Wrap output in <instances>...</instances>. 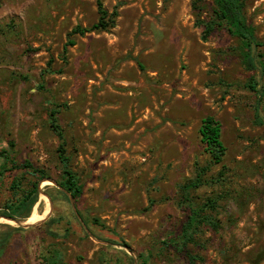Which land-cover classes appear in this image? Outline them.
I'll list each match as a JSON object with an SVG mask.
<instances>
[{
	"label": "rangeland",
	"instance_id": "obj_1",
	"mask_svg": "<svg viewBox=\"0 0 264 264\" xmlns=\"http://www.w3.org/2000/svg\"><path fill=\"white\" fill-rule=\"evenodd\" d=\"M102 2L117 12L115 27L76 36L65 54L74 28L99 21L97 0H0V211L19 192L13 182L35 181L12 162L48 175L25 222L33 226L0 222V264H143L142 255L191 264L170 242L187 220L180 187L210 160L199 135L206 116L222 124L227 153L211 174L226 179L193 193L223 198L218 229L204 227L190 249L196 264H264V97L245 88L264 89V70L242 66L226 30L204 39L198 21L210 19L212 0ZM246 4L264 44V0ZM55 108L83 186L77 212L58 183Z\"/></svg>",
	"mask_w": 264,
	"mask_h": 264
},
{
	"label": "trees",
	"instance_id": "obj_2",
	"mask_svg": "<svg viewBox=\"0 0 264 264\" xmlns=\"http://www.w3.org/2000/svg\"><path fill=\"white\" fill-rule=\"evenodd\" d=\"M246 1L212 0L213 6L210 19L199 20L198 22L204 29V39H207L217 30H226L231 36L237 38L240 43L239 48L242 66L246 70L253 71L258 66L264 70V55L260 53L255 54L256 48H260L264 44L258 39L256 28L248 22L246 16ZM97 7L100 14L99 21L90 27L83 28L77 26L74 28L69 34V40L64 47L65 54L68 53L69 48L77 45L76 36H85L93 32H107L115 27L117 12H114L110 16L102 0H97ZM194 7H196L195 4ZM258 87L259 83L256 80H250L245 84L246 89L264 97V89L260 90ZM59 113V108H55L50 112V127L60 142L57 152L62 166V176L58 183L66 194L73 198L75 207H77V202L83 195V186L80 183L78 175L72 169L71 158L67 153L65 132L59 123ZM256 121L259 125L264 124V119L261 117L258 109ZM199 135L210 160L207 165L203 166L198 162L195 163L194 176L180 187L181 204L188 208L187 220L182 226L180 235L170 242V246L175 247L191 264H196L197 257L192 254L190 245L200 246L198 234L201 233L204 227L212 230L218 229L220 219L217 218L216 214H218L219 204L223 198L221 195H214L208 196L203 202H198L193 197V193L206 186L215 187L216 185L222 184L226 179V172L224 170L219 173V176L211 174L214 166L223 163L227 153V148L223 141L221 122L214 116H206L203 118L199 128ZM2 157H4L6 165L9 157L4 155ZM12 165L14 169H26L30 171L35 181L31 182L29 189L24 190H21L22 183L20 181L13 182L12 190H19V192L16 193V197L13 200L5 205L4 210L0 211V217L25 222L31 217L34 207L39 202L40 185L48 175L44 170L36 169L30 162L23 164L12 162ZM3 220L13 222L8 219ZM14 229L21 230V228ZM6 241V237L0 240V248L5 245ZM150 257L142 255L141 259H143V264H149ZM44 264L62 263L60 256H54L46 259Z\"/></svg>",
	"mask_w": 264,
	"mask_h": 264
},
{
	"label": "water",
	"instance_id": "obj_3",
	"mask_svg": "<svg viewBox=\"0 0 264 264\" xmlns=\"http://www.w3.org/2000/svg\"><path fill=\"white\" fill-rule=\"evenodd\" d=\"M44 182V181H43ZM62 189V188H61ZM63 191H64V189H62ZM65 192V191H64ZM66 193V192H65ZM69 197H70V199L72 200V201H74L73 200V198L70 196V195H68ZM73 207H74V209H75V211L77 212V209H76V207H75V204L73 203ZM48 217V216H47ZM1 218H5V219H8V220H11V221H13V222H15L16 224H18L19 225V228H30L31 226H33V224H30V225H27V224H25V222H23V221H17V220H14V219H11V218H6V217H0V219ZM46 219V218H45ZM44 219V220H45Z\"/></svg>",
	"mask_w": 264,
	"mask_h": 264
},
{
	"label": "bare ground",
	"instance_id": "obj_4",
	"mask_svg": "<svg viewBox=\"0 0 264 264\" xmlns=\"http://www.w3.org/2000/svg\"><path fill=\"white\" fill-rule=\"evenodd\" d=\"M48 184H50V183H48ZM43 198H45V197H43ZM0 222H4V223H7V224H10V225H14V224H16L15 222H10V221H0Z\"/></svg>",
	"mask_w": 264,
	"mask_h": 264
}]
</instances>
